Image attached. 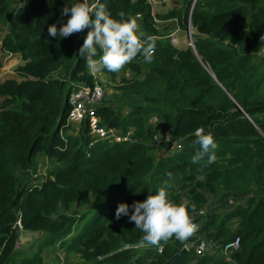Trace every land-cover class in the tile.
<instances>
[{
	"label": "trees",
	"instance_id": "trees-1",
	"mask_svg": "<svg viewBox=\"0 0 264 264\" xmlns=\"http://www.w3.org/2000/svg\"><path fill=\"white\" fill-rule=\"evenodd\" d=\"M16 1L0 0V24L6 22L0 68L9 54L22 60L17 78H0V264H43L42 253L57 250V243H67L66 250L79 253L84 264H163L195 238L162 241L161 253L156 246L134 247L144 233L129 219L134 202L162 186L171 201L187 204L198 234L216 247L204 255L190 247L170 264H264V0H196L190 21L200 60L164 36L174 23L185 28L192 0L155 16L166 21L163 30L156 28L146 0H100L116 19L120 13L141 15L143 32L160 37L153 39L150 63L138 55L123 68L135 74L122 78L118 88L129 110L118 112L107 97L96 109L102 125L133 128L135 139L121 143L92 142L87 127L72 134L66 123L71 89L94 83L78 51L89 29L51 37L48 26L66 23L62 9L77 0H21L13 8ZM152 115L160 120L156 127L149 123ZM161 127L179 147L157 158L152 137ZM198 127L217 144L211 165L207 157L192 162ZM41 152L55 165L39 184L29 175L20 186L16 171L35 173ZM224 193L234 201L224 212L196 215L209 196ZM88 195L97 201L78 213L74 205ZM119 203L129 213L116 219ZM18 223L43 234L32 255L17 254ZM236 236L239 249L222 255L220 247Z\"/></svg>",
	"mask_w": 264,
	"mask_h": 264
},
{
	"label": "clouds",
	"instance_id": "clouds-1",
	"mask_svg": "<svg viewBox=\"0 0 264 264\" xmlns=\"http://www.w3.org/2000/svg\"><path fill=\"white\" fill-rule=\"evenodd\" d=\"M62 15L68 17L67 22L59 28L55 23L49 25V36L68 37L89 29L78 51L93 74L105 69L120 72L138 55L146 63L153 59L155 41L141 30L138 21L131 16L125 17L124 13L119 14V19L114 18L100 0H77L70 7L65 5ZM194 136L193 144L199 145V150L192 157V162L197 163L207 157V164L211 165L215 162L214 150L217 148L212 133L198 127ZM132 208L129 219L144 233L141 246H159L173 236L185 241L198 231L199 226L193 222L187 204L171 201L164 186L154 194H148L145 200L134 202ZM192 211H195V205H192ZM128 213L129 206L119 203L115 217L119 219Z\"/></svg>",
	"mask_w": 264,
	"mask_h": 264
},
{
	"label": "built area",
	"instance_id": "built-area-1",
	"mask_svg": "<svg viewBox=\"0 0 264 264\" xmlns=\"http://www.w3.org/2000/svg\"><path fill=\"white\" fill-rule=\"evenodd\" d=\"M146 2L150 5L151 14L154 17L155 22H161L165 24V20H160L156 18L154 15L153 7L155 5H162L163 3L169 2V0H146ZM195 0L192 2L190 6V10L188 13V19L185 26V38H182V43L184 42L186 47L191 48L195 52L194 42H195V34L193 33L192 24L190 21L191 11L194 7ZM20 5V4H19ZM137 16H140L137 14ZM159 19V20H158ZM175 21V19H174ZM182 29L177 26V24H173L171 31L169 30V34L164 35L169 39V42L175 47L179 44V39L175 36L177 30ZM1 31V30H0ZM153 39L160 38L158 35L152 37ZM1 43V37H0ZM178 48V47H176ZM11 55L5 56L4 59L9 58ZM105 97L104 89L101 84H99L94 76V83L93 85H77L74 86L69 95H68V105L69 111L66 117V123L70 126L76 125L75 133L78 132L82 125L87 127V135L92 139V142L96 141H109V142H126V141H133L135 138L133 137V128L129 127L126 132H123L119 129L106 127L101 124L98 115L96 114L97 107L103 102ZM149 123L156 127L160 124V121L156 116H152L149 118ZM153 147L161 146L163 143H167L171 145V148L179 147V143L172 138L170 131L163 130L158 128L153 133ZM204 209H200L197 212V216L204 215ZM193 217V222L199 226V222L197 221L196 217ZM18 225H20L18 223ZM199 229V227H198ZM191 237H194L193 240H188L187 243L183 246L186 249L192 247L194 249V253L196 255H204L206 253H213L215 251V244L198 234V231ZM174 239H177L173 236ZM189 245V247L187 246ZM149 247L150 245H145ZM134 247H143L141 246V242L135 244ZM240 247L239 237H235L233 240L228 241L224 245H222L219 249V252L222 255L227 256L232 251L238 250ZM156 250L158 253L162 252V244L156 246Z\"/></svg>",
	"mask_w": 264,
	"mask_h": 264
},
{
	"label": "rangeland",
	"instance_id": "rangeland-1",
	"mask_svg": "<svg viewBox=\"0 0 264 264\" xmlns=\"http://www.w3.org/2000/svg\"><path fill=\"white\" fill-rule=\"evenodd\" d=\"M193 1L194 0H192V2ZM183 6H185V0H169V2H167L166 4L163 3L162 5H159L157 9H154V15L163 14L169 9H172L174 7L182 8ZM139 17H141V15ZM140 21L141 19H138L139 23ZM161 24L162 23L158 24L157 28H160ZM168 24L170 25V27H172L171 23H168ZM5 28H6V22L1 23L0 24L1 31H3ZM167 28L169 29V26H167ZM192 28H193V33L196 34L197 32L195 31L193 26ZM163 29H160V30H163ZM171 29L169 30L171 31ZM164 33H165L164 35L169 34V31H166ZM184 35H185V29H179L175 33V36L177 37V39H179V44L175 46V47H178V49L186 48L185 43L184 42L182 43V38H185ZM260 53L263 54L264 50L262 49ZM2 61H3V64H2V67L0 68V78L4 79L8 77L9 78L16 77V71H15L17 67L16 60H11V62H8L9 60L2 59ZM134 76H135L134 72H132L131 70H124V69H122L120 72H116L114 77H111L110 74L106 72L105 70L101 71L100 73H96V80L99 84L102 85L104 89V94H105L104 100H106L105 99L106 97L111 98L108 100H110L113 103V105L116 107L115 109H117L118 112L120 113H126L127 112L126 110H129V109L127 107L128 102H122V100H120L121 98L119 97L120 89L118 88L121 85L120 83L122 81V78L126 79V78H132ZM152 116H155V115H152ZM161 129L167 130V128H163V127H161ZM69 132H71L72 134H75L74 133L75 130L73 129H70ZM170 146L169 147L155 146L154 149H152L151 153L154 154V156H156L157 158L168 156L171 154V150H172ZM35 158H36V164H37L35 173H32V171H29L26 174L22 170L16 171V174H19L21 176L22 181L20 183V186L22 185L24 180L27 179V177H29V175L30 177L33 178L32 182L39 184L41 180L43 179V177L45 176L47 170H49L55 165V161L47 158V156L43 152L38 153L37 156H35ZM177 190H179V187L175 186L174 191H177ZM251 194H252L251 191L246 192V194H244V197H242L240 201L245 200L246 197L250 196ZM210 198L212 197L209 196L208 205L212 209V212L222 213L226 210L225 209L226 207H216V205L214 204L215 201L213 202V200H211ZM96 201H97L96 195H88L85 198L78 201L74 205V208L78 211V213H82L85 210L91 209ZM81 225H82L81 223L77 224L79 228L81 227ZM18 229H19V237H18L17 244H16L17 254L18 255H25V254L32 255L36 250L37 243H39V241L43 238V234L30 233V232L24 231L22 230L20 225H18ZM75 232L76 230L73 231V234H75ZM72 235H70L68 239ZM56 246H57V250H54L52 248L50 249L47 248V250H45L42 253L43 258L45 260L43 264H84V261L82 260L79 253L68 252L66 250L67 243L63 244L62 246L60 245V243H57ZM187 246L189 247V245Z\"/></svg>",
	"mask_w": 264,
	"mask_h": 264
},
{
	"label": "crops",
	"instance_id": "crops-1",
	"mask_svg": "<svg viewBox=\"0 0 264 264\" xmlns=\"http://www.w3.org/2000/svg\"><path fill=\"white\" fill-rule=\"evenodd\" d=\"M19 4H20V0L18 1H16L14 4H13V8H17L18 6H19ZM159 5H155L154 7H153V10L154 9H157V7H158ZM156 16V15H155ZM133 18H135L137 21H138V19H141V17H139V16H134ZM139 23V22H138ZM161 22H156V28L158 27V24H160ZM139 25H140V28H141V30L143 31V28H142V24H141V21H140V23H139ZM164 24H161V29L164 27L163 26ZM159 28V29H160ZM2 35H3V31H0V37L2 38ZM12 58V59H11ZM6 60H9L8 62H11V60H16V65H19V64H21L22 63V60H21V58H20V56L19 55H16V54H14V55H11L9 58H7ZM88 71H89V69H88ZM90 72V71H89ZM91 73V72H90ZM91 74H93V73H91ZM93 76H95L96 77V73L95 74H93ZM127 111V110H126ZM76 125H73V126H71V128L73 129V130H76ZM75 133V132H74ZM225 194V193H224ZM223 196H224V198H223ZM212 198H210L211 200H213V202L215 201V205H216V207H225L226 205H229V204H233V199H232V197L231 196H229L228 194H225V195H221L220 197H214V196H211ZM209 199V198H208ZM215 199V200H214ZM226 199V200H225ZM227 202H228V204H227ZM208 203L209 202H207L206 203V205L204 206V211H205V213H208V211H212V209L209 207V205H208ZM225 209H227V207L225 208Z\"/></svg>",
	"mask_w": 264,
	"mask_h": 264
},
{
	"label": "water",
	"instance_id": "water-1",
	"mask_svg": "<svg viewBox=\"0 0 264 264\" xmlns=\"http://www.w3.org/2000/svg\"><path fill=\"white\" fill-rule=\"evenodd\" d=\"M196 1V0H195ZM262 49L264 50V45L262 46ZM196 52V51H195ZM197 55V54H196ZM198 56V55H197ZM198 59L200 60V57L198 56ZM203 64V63H202ZM204 67H206L203 64ZM247 116V115H246ZM248 117V116H247ZM18 235H19V229H18ZM187 252V249L185 247H182L178 252L174 253L169 259H167L163 264H170L174 260H176L180 255H183Z\"/></svg>",
	"mask_w": 264,
	"mask_h": 264
}]
</instances>
